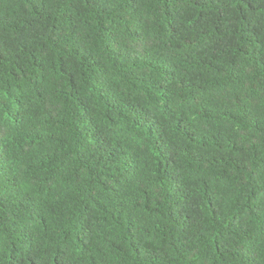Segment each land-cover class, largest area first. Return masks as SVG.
<instances>
[{"label":"trees","instance_id":"obj_1","mask_svg":"<svg viewBox=\"0 0 264 264\" xmlns=\"http://www.w3.org/2000/svg\"><path fill=\"white\" fill-rule=\"evenodd\" d=\"M0 264H264V0H0Z\"/></svg>","mask_w":264,"mask_h":264}]
</instances>
